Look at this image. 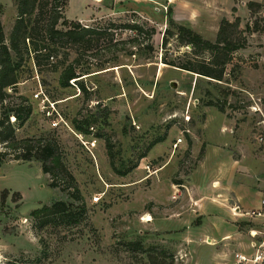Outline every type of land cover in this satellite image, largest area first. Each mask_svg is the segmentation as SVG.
I'll list each match as a JSON object with an SVG mask.
<instances>
[{
  "label": "rangeland",
  "instance_id": "rangeland-1",
  "mask_svg": "<svg viewBox=\"0 0 264 264\" xmlns=\"http://www.w3.org/2000/svg\"><path fill=\"white\" fill-rule=\"evenodd\" d=\"M250 1L262 0L69 1L68 22L155 27L156 53L138 54L130 42L134 34L118 28L116 41L124 45L114 42L98 54L60 51L55 63L67 65L80 56L81 67L104 64L69 87L60 83L64 65L54 70L44 59L41 67L31 59L22 68L18 91L33 105V115L23 127L16 125V136L57 142L88 210L82 214V202L70 198L68 178L60 176L62 186L52 188L40 161L16 160L0 143V264H252L236 255L252 259L264 252L263 204L242 213L231 209L232 217L206 202L218 217L199 227L192 200L198 190L215 194L212 186L221 183V194L229 198L249 193L247 206L264 201V4L251 10ZM0 4L9 43L17 0ZM237 17L242 30L250 25L258 31L247 34V47L233 56L223 81L162 63L171 20L215 42L222 19ZM170 50L176 59L185 49L177 51L172 43ZM179 138L183 143L174 149ZM59 201L71 205L81 222L40 228L31 213ZM130 242H140L146 252L134 251Z\"/></svg>",
  "mask_w": 264,
  "mask_h": 264
},
{
  "label": "trees",
  "instance_id": "trees-1",
  "mask_svg": "<svg viewBox=\"0 0 264 264\" xmlns=\"http://www.w3.org/2000/svg\"><path fill=\"white\" fill-rule=\"evenodd\" d=\"M70 0H17V18L7 42L2 23L3 8L0 4V143L14 152V159L31 161L36 159L42 163V171L51 179L50 186L59 188L60 176L68 178L69 196L75 202H82V214L87 212V204L81 190L73 184L74 177L63 164L56 141L46 138L21 139L16 136V125L20 128L26 125L33 115V105L19 94L18 85L21 79V70L33 59L36 66L41 67L43 59L47 64H54V70L64 65L54 62L62 49L70 48L76 52L109 50L115 46L124 45L123 41H116L117 29L128 30L134 34L131 43L136 50L149 56L156 53L154 38L157 29L148 23L120 24L110 20L103 26H85L79 21L68 22L65 13ZM264 3L250 1L249 9L260 8ZM136 17V14L134 13ZM66 26L60 29L59 26ZM258 31L252 30L250 25L246 30L241 29V19L237 17L233 22L223 18L215 42L203 38L194 30L169 22L163 34L161 45L162 63L178 70L204 76L211 80L223 81L227 74V66L232 62L233 56L248 45L247 34ZM174 43L180 51L185 49L182 56L170 59V47ZM136 55L135 53H131ZM183 57V58H181ZM81 57L64 65L60 83L69 87L70 82L90 74L93 68H103L102 63L89 64L81 67ZM77 82V81H76ZM79 89L89 94L80 84ZM14 93V95H12ZM11 98L19 102L11 101ZM12 118L15 121H11ZM92 127V126H91ZM90 127V128H91ZM79 131L84 130L77 126ZM160 142V141H159ZM109 154L111 155V148ZM20 196V195H19ZM71 205L59 201L51 206L44 205L31 213V217L39 222L40 228L48 225H76L81 219L70 210ZM80 216V215H79ZM128 247L134 251H145L140 242H130ZM146 252V251H145Z\"/></svg>",
  "mask_w": 264,
  "mask_h": 264
},
{
  "label": "crops",
  "instance_id": "crops-1",
  "mask_svg": "<svg viewBox=\"0 0 264 264\" xmlns=\"http://www.w3.org/2000/svg\"><path fill=\"white\" fill-rule=\"evenodd\" d=\"M256 2H260V3L263 2L264 3V0L256 1ZM225 178H227V176ZM218 184H219V182L216 184V186H218ZM221 187H223V184H221V183L219 184V187H214V185H213L212 188L215 189L216 192H215V194H211V196H209L205 193H202V191L198 190V197H195V196H194V198L192 197L193 202L195 203V205H197L198 218H201V220H202V224L199 227H202L207 219H209L211 217H214L216 219L218 217L217 213L212 211L211 207L206 205V202L211 203L212 204L211 206L216 205V206H219L220 208H223L232 217H233V215H232L231 209L239 208L240 212L242 213L243 211H247V212L248 211H254V210H257L261 207L262 201L260 202L259 200H257V198L255 199V202H253L251 204V206H247V203H248L247 195L249 193L239 192L238 194L233 195L232 197L230 196V198H229L228 196H225V194H221V191H222ZM228 188L232 189L231 186H229ZM257 201H259V202H257ZM236 210H238V209H236ZM177 211H179V210H177ZM177 213H179V212H177ZM214 218L213 219L211 218V221L213 220V222H214L215 221ZM217 221H220V219H218ZM228 236H230L229 233H226L222 239L227 240L226 238ZM210 239H212V238H210ZM213 243L214 242H212V244Z\"/></svg>",
  "mask_w": 264,
  "mask_h": 264
},
{
  "label": "built area",
  "instance_id": "built-area-1",
  "mask_svg": "<svg viewBox=\"0 0 264 264\" xmlns=\"http://www.w3.org/2000/svg\"><path fill=\"white\" fill-rule=\"evenodd\" d=\"M40 96L41 97L43 96V92L36 94L35 98H39ZM13 120L15 121L14 118H13ZM55 125L57 126V124H55ZM91 130H93V128H91ZM181 143H183V139L182 138L177 139V142L173 144V148L177 149ZM91 145L94 147L95 143H92ZM93 200H94V202L97 203V202H99L100 197H94ZM262 204L264 205V201H262ZM259 215H261V214H259ZM236 258L238 259L239 262H243V263L252 262V264H264V252H262L261 250L257 251V253L255 254V256L252 259H248L246 256L241 255V254H237Z\"/></svg>",
  "mask_w": 264,
  "mask_h": 264
},
{
  "label": "bare ground",
  "instance_id": "bare-ground-1",
  "mask_svg": "<svg viewBox=\"0 0 264 264\" xmlns=\"http://www.w3.org/2000/svg\"><path fill=\"white\" fill-rule=\"evenodd\" d=\"M239 215H241V214H239Z\"/></svg>",
  "mask_w": 264,
  "mask_h": 264
}]
</instances>
